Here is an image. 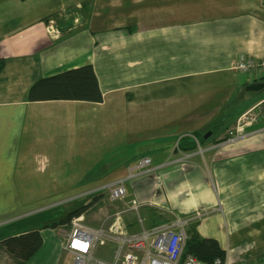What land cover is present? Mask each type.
<instances>
[{
    "label": "crops",
    "instance_id": "1",
    "mask_svg": "<svg viewBox=\"0 0 264 264\" xmlns=\"http://www.w3.org/2000/svg\"><path fill=\"white\" fill-rule=\"evenodd\" d=\"M241 55L264 60V0H0V264L70 256L63 227L32 211L88 199L144 157L152 171L125 202L149 205L152 223L157 208H221L193 238L216 239L228 264H264V119L230 142L264 99L247 90L264 82L234 69ZM85 65L102 102L30 100L40 80ZM33 230L35 255L4 251Z\"/></svg>",
    "mask_w": 264,
    "mask_h": 264
},
{
    "label": "built area",
    "instance_id": "2",
    "mask_svg": "<svg viewBox=\"0 0 264 264\" xmlns=\"http://www.w3.org/2000/svg\"><path fill=\"white\" fill-rule=\"evenodd\" d=\"M234 69L246 74L255 75V80L264 82V60H255L241 55ZM264 119V99L249 111L240 116L237 122L236 136L230 139L235 142L247 137L245 129ZM152 160L141 158L136 166L127 168V176L115 179L100 187L99 191L108 192L109 202H123L128 196L127 183L151 172ZM87 193L85 196L94 195ZM146 203L131 200L125 212H117L112 226L93 227L81 214L73 218L70 232L65 233L64 250L72 257L71 264H204L192 254L186 255V245L191 239L186 228L193 222L202 219L208 213H196L192 218H184L172 210L157 208L155 221L143 226L141 210L148 209ZM222 209L220 208L219 211ZM135 213L139 217L140 230L127 232L121 225V216ZM214 264H228L216 260Z\"/></svg>",
    "mask_w": 264,
    "mask_h": 264
},
{
    "label": "trees",
    "instance_id": "3",
    "mask_svg": "<svg viewBox=\"0 0 264 264\" xmlns=\"http://www.w3.org/2000/svg\"><path fill=\"white\" fill-rule=\"evenodd\" d=\"M247 87V86H246ZM30 100L37 101H86L100 103L103 101V94L94 68L91 65L81 66L76 69L65 71L50 78L42 79L30 90ZM193 141H187L180 147L183 151H194L198 148ZM189 144V145H188ZM98 199L96 195H89ZM88 206H82L68 213V217L60 222L53 223L48 227L71 225L73 218L80 216L87 210ZM69 225V226H70ZM43 237L39 230H33L22 235L10 237L2 243L4 251L8 254L21 255L23 259H29L35 255L43 246ZM186 255L196 256L204 264H214L216 260L225 262L226 251L220 243L213 238H191L186 245ZM17 264H23V260H17Z\"/></svg>",
    "mask_w": 264,
    "mask_h": 264
},
{
    "label": "rangeland",
    "instance_id": "4",
    "mask_svg": "<svg viewBox=\"0 0 264 264\" xmlns=\"http://www.w3.org/2000/svg\"><path fill=\"white\" fill-rule=\"evenodd\" d=\"M228 143L230 142L224 143L222 145H227ZM133 166H130V167H133ZM127 189H128V186H127ZM94 195H96L97 196L96 198L98 199L96 202H94V198H93L94 196L88 199L86 197H76L74 199L70 198L71 200L70 201L67 200L66 203H62L63 201H58L59 197L54 198L53 199L54 201L52 200V202L51 201L46 202L45 204L47 205L44 208L43 207L39 209L36 208L35 209L36 211L35 210L32 211V212H36V214H33V216L34 218L35 216L36 218H41L40 213L46 212V215H47L46 220H49L48 225H51L53 223L60 222V220H62L65 217H68L67 215L71 211L78 209L82 206H88L87 210L84 212L87 222L93 227H99L101 225L108 227V226H112L113 222L115 221V218L111 217L112 214H115L117 212H125L128 209L129 203L127 201L125 202V200L121 203L109 202L108 192L104 190L101 192H97ZM85 202L87 203L84 204ZM218 214L223 215L224 213L222 212V210L219 212H211L210 214L205 215L202 219L193 222L190 226L186 228L189 236L193 238V236L201 237L202 235H204V232H206L207 234L208 233L207 229L210 226V224L208 223H210V221L214 218V217L212 218V216H215ZM43 216L45 215L43 214ZM148 217L149 216H147L145 209H142L141 218L143 219V226L145 227H148L151 224V221ZM121 218H122L121 225L124 227V229H126L127 232L138 231L140 230V227H142L139 221V217L135 213H127V214L125 213V215H122ZM69 225L70 224H68L67 226H60V227H63L62 228L63 234H65L66 232H70ZM246 225H249V223H247ZM42 227H44V225ZM60 236H61L60 240L65 242V236H62V235ZM71 261L72 259L70 256H64V257H61V260H58L56 264L58 263L59 264H71Z\"/></svg>",
    "mask_w": 264,
    "mask_h": 264
},
{
    "label": "water",
    "instance_id": "5",
    "mask_svg": "<svg viewBox=\"0 0 264 264\" xmlns=\"http://www.w3.org/2000/svg\"><path fill=\"white\" fill-rule=\"evenodd\" d=\"M261 89H264V84H253V85H250L247 90L248 91H253V92H257V91H260Z\"/></svg>",
    "mask_w": 264,
    "mask_h": 264
}]
</instances>
